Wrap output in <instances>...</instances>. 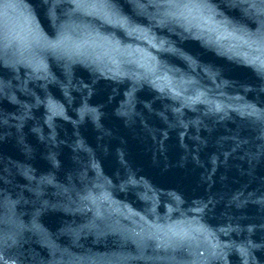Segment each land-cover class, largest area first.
I'll use <instances>...</instances> for the list:
<instances>
[{"label":"water","instance_id":"1","mask_svg":"<svg viewBox=\"0 0 264 264\" xmlns=\"http://www.w3.org/2000/svg\"><path fill=\"white\" fill-rule=\"evenodd\" d=\"M0 264H264V0H0Z\"/></svg>","mask_w":264,"mask_h":264},{"label":"snow or ice","instance_id":"2","mask_svg":"<svg viewBox=\"0 0 264 264\" xmlns=\"http://www.w3.org/2000/svg\"><path fill=\"white\" fill-rule=\"evenodd\" d=\"M174 2H180V0H174Z\"/></svg>","mask_w":264,"mask_h":264}]
</instances>
